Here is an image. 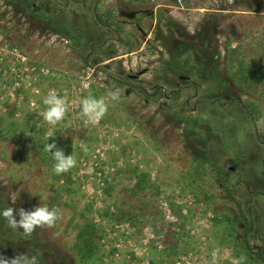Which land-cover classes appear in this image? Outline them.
I'll list each match as a JSON object with an SVG mask.
<instances>
[{
	"label": "rangeland",
	"instance_id": "obj_1",
	"mask_svg": "<svg viewBox=\"0 0 264 264\" xmlns=\"http://www.w3.org/2000/svg\"><path fill=\"white\" fill-rule=\"evenodd\" d=\"M4 39L37 69L15 86L0 61V212L41 204L60 218L24 236L0 216V256L211 264L219 248V264H264V82L252 94L237 78L264 79V0H0ZM114 88L120 100L88 123L82 98ZM51 90L68 97L54 126L41 116ZM53 142L77 160L67 173L53 171ZM91 223L99 249L82 261L73 246Z\"/></svg>",
	"mask_w": 264,
	"mask_h": 264
},
{
	"label": "clouds",
	"instance_id": "obj_2",
	"mask_svg": "<svg viewBox=\"0 0 264 264\" xmlns=\"http://www.w3.org/2000/svg\"><path fill=\"white\" fill-rule=\"evenodd\" d=\"M121 98V89L114 88L107 92V96L96 98L91 92L82 98L78 107L80 115L90 124H97L108 112L109 101H119ZM42 103L45 105L41 112L43 120L49 125H57L62 122L68 112V97L67 93L60 95L57 91L51 90L44 98ZM264 124V120L259 121ZM82 151L87 154L89 148L86 144L80 145ZM44 151L49 153L54 161L53 171L56 175H61L69 172L77 164L74 155H65L64 150L57 146L55 142L46 143ZM17 198H13L15 203ZM2 216L8 223V226L13 229L22 230L24 236H31L37 228H51L60 218V209L53 207L49 209L46 205H39L32 210L20 208L15 210L12 207H7L2 212ZM17 217H19L17 219ZM220 249L216 248L212 252L211 264H219ZM246 255H240L232 260V264H246ZM0 264H39L36 255L29 256L27 253H17L15 256L8 258L0 256Z\"/></svg>",
	"mask_w": 264,
	"mask_h": 264
},
{
	"label": "trees",
	"instance_id": "obj_3",
	"mask_svg": "<svg viewBox=\"0 0 264 264\" xmlns=\"http://www.w3.org/2000/svg\"><path fill=\"white\" fill-rule=\"evenodd\" d=\"M176 2V0H172ZM4 44V50L0 52V61L3 60L4 53H7L10 50L18 48L17 46L11 44L10 42L4 40H1ZM2 46V44H1ZM8 48V49H7ZM7 59L8 53H7ZM188 58L183 59V65L186 66L188 64ZM237 78L240 80L241 86L247 90L248 92H251L252 94H259L260 87H262L264 79L257 76L256 71H248L244 68L241 69L240 73L237 75ZM255 111V110H253ZM12 112V111H11ZM58 137L61 141L65 143H70L72 141V136L67 131H61L58 134ZM55 204L54 199L50 200L48 205ZM247 230H245V233ZM101 239V236L97 230V227L94 224H86L83 226L76 234L75 243H74V250L79 257L80 260H88L90 259L99 249V241ZM247 249L249 250V246H247ZM261 257V254H257Z\"/></svg>",
	"mask_w": 264,
	"mask_h": 264
},
{
	"label": "built area",
	"instance_id": "obj_4",
	"mask_svg": "<svg viewBox=\"0 0 264 264\" xmlns=\"http://www.w3.org/2000/svg\"><path fill=\"white\" fill-rule=\"evenodd\" d=\"M1 46V45H0ZM4 49L0 47V52ZM9 61L12 64L11 71L15 73V86H19V82H17L18 78H21L24 74L26 77H29L36 72L37 67L30 65L29 61L25 56H23L19 51L16 49L10 50L7 52ZM41 72H45L42 68L39 69Z\"/></svg>",
	"mask_w": 264,
	"mask_h": 264
}]
</instances>
